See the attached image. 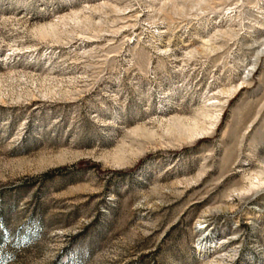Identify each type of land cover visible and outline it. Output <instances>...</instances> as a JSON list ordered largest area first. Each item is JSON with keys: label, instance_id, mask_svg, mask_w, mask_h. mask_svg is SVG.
I'll return each mask as SVG.
<instances>
[{"label": "rangeland", "instance_id": "1", "mask_svg": "<svg viewBox=\"0 0 264 264\" xmlns=\"http://www.w3.org/2000/svg\"><path fill=\"white\" fill-rule=\"evenodd\" d=\"M0 264H264V0H0Z\"/></svg>", "mask_w": 264, "mask_h": 264}]
</instances>
